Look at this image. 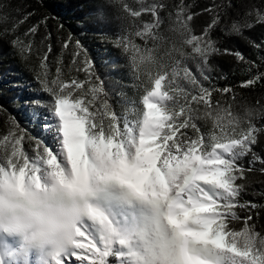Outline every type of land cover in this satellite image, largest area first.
<instances>
[{"label": "snow or ice", "instance_id": "6c2138e0", "mask_svg": "<svg viewBox=\"0 0 264 264\" xmlns=\"http://www.w3.org/2000/svg\"><path fill=\"white\" fill-rule=\"evenodd\" d=\"M85 7L90 11L78 17L81 33L95 30L106 38L116 32L111 43L137 79L147 78L142 107L131 110V119L129 110L118 112L110 103L94 61L100 54L68 31L59 13L48 12L45 0L24 17L27 43L19 35L10 39L7 30L0 33L38 85H12L19 91L8 103L17 115L0 104L8 129L0 178L23 192L27 183L50 174L79 196L83 222L75 242L43 256L44 264H264V234L249 224L252 215L242 229L230 226L240 220L238 210H264V204L241 202L253 182L250 174H264V159L254 150L264 128L253 122V109L240 115L215 100L214 93H232L233 86L219 88L206 74L217 68L218 55L245 61L223 47L230 40L260 47L247 34L253 9L213 0L203 10L207 26L195 34L199 13L190 5L176 6L174 17L169 11L167 24L161 13L170 5L162 0L136 6L84 0L75 11ZM14 11L11 2L0 4V21ZM143 13L151 22H142ZM38 36L44 51L36 65L28 53ZM261 80L264 72L242 86ZM26 251L21 246L11 255Z\"/></svg>", "mask_w": 264, "mask_h": 264}, {"label": "trees", "instance_id": "16d2710c", "mask_svg": "<svg viewBox=\"0 0 264 264\" xmlns=\"http://www.w3.org/2000/svg\"><path fill=\"white\" fill-rule=\"evenodd\" d=\"M7 2H11L17 11L12 12L6 23L0 21V33L7 30L10 39H14L16 35L24 39V34L30 27L28 20H25L24 17L29 11L35 10L37 0H0V4ZM82 2L84 0H45V9L54 15L59 13L65 28L74 35L79 36L82 41L86 40L100 54L99 58L94 55L97 69L103 73H107L106 79L109 80L113 87H117V91L119 92L112 104L118 112H123L126 109L129 110V119H131V110L142 107V98L145 94L144 87L147 83V78L142 77L141 79H137L129 66L128 59L122 56L120 51L111 43V40L118 38L116 32H107L106 38L95 30L81 33L78 17L84 16L90 11L87 7L80 11H75L76 6ZM128 2L136 6L139 0H128ZM146 2L152 3L156 2V0H146ZM162 2L170 5L168 10L161 13L166 19V24L168 12L171 11L174 17L178 11L176 6L190 5L189 11L199 13L198 16L193 17L195 34H201L200 30L207 26L210 17L203 10L213 4V0H162ZM215 2L219 3L220 0H215ZM232 3L240 8L241 11L253 9V16L249 18L253 22V27L247 34L260 47L257 48L249 45L239 39H232L223 45V47L227 48L231 53L239 51L245 56V61H239L238 58L230 54L218 55L213 59V63L217 65V68L206 74L210 76L212 83L216 84L219 88L233 86L232 93H214L215 100H219L225 106L231 105L233 112L240 115H243L247 108L253 109L255 112L253 122L258 128H264V80L258 81L257 84L249 87L242 86L244 81L264 72V62L261 60V58H264V21L259 20V17L264 15V12H261V9L264 8V0H232ZM41 11H44V9H41ZM141 20L144 23L151 22L150 14L143 13ZM13 29H15V32H13ZM24 42L27 43L28 40L24 39ZM43 51L44 49L40 44L38 36L33 41V51L28 53L33 64L39 65L40 56L43 54ZM49 59H53L52 54H49ZM249 63L251 64L250 71ZM1 69H3L2 73H7V78L6 80H0V104H4L10 111H13L14 108L9 105V97L5 91V87L8 86H4V84L9 85L11 89L10 94L13 96L19 91L12 87L13 84L20 82L35 88L38 86L37 81L34 79L33 73L28 71L21 62L15 49L2 38H0ZM52 71H54V66ZM233 94H235V98H233ZM40 95L46 96L47 94L40 93ZM7 131L5 115L0 113V154L3 152L2 137L7 134ZM254 150L258 153L260 159H264V135L260 137V142L254 146ZM250 159V156L244 158L243 162L245 166H247ZM256 167H260L259 162H257ZM250 176L253 182L243 194L241 202L247 201L249 204H264V174L257 172L250 174ZM238 214L240 220L233 222L230 226H234L236 230L242 229L245 218L251 214L252 220L249 221V224H255V230L264 234V210H261L259 215L256 214L255 210L251 213L246 210H238ZM19 248H13L12 246L4 251L2 250V245H0V254L4 257V264H21V261L23 263L26 261V257L29 254L28 250L20 252L15 256L11 255L13 249ZM32 255L31 264H44L43 255L38 256V251Z\"/></svg>", "mask_w": 264, "mask_h": 264}, {"label": "clouds", "instance_id": "9594fccd", "mask_svg": "<svg viewBox=\"0 0 264 264\" xmlns=\"http://www.w3.org/2000/svg\"><path fill=\"white\" fill-rule=\"evenodd\" d=\"M82 222L79 196L50 174L27 183L23 192L0 178V242L47 256L74 243ZM31 260L30 255L29 264Z\"/></svg>", "mask_w": 264, "mask_h": 264}, {"label": "rangeland", "instance_id": "374dc122", "mask_svg": "<svg viewBox=\"0 0 264 264\" xmlns=\"http://www.w3.org/2000/svg\"><path fill=\"white\" fill-rule=\"evenodd\" d=\"M102 57V56H101ZM103 58V57H102ZM95 61V60H94ZM96 62V61H95ZM106 65V64H105ZM2 71H3V69H1L0 70V80L1 79H3V80H6V78H7V73H2ZM97 71H98V73L102 76V78H104L105 79V81H106V84L108 85V87H109V89H110V91H111V100H110V103H112L113 102V100L115 99V96L116 95H118V89H117V87L115 88V87H113L112 86V84L109 82V80L108 79H106V74L107 73H103L102 71H100V70H98L97 69ZM107 71V70H106ZM108 72V71H107ZM4 86H8V87H5L6 89H5V91H6V93H7V95H8V100H10V98L12 97V95L10 94L11 93V89L9 88V85H5L4 84ZM10 111V110H9ZM10 112H12V114L13 115H16L17 114V112H19V109H13V111H10ZM16 113V114H15ZM17 119L22 123V125L23 124H25L26 123V121L24 120V116H23V114H21V115H19V117H17ZM30 131H32V129L30 128L29 129ZM33 135H35V132L33 131ZM0 245H2V250H4V251H6V250H8L10 247H12L13 245H10V244H7V243H5V242H0ZM21 247V246H20ZM13 248H16L15 246H13ZM1 250V249H0ZM28 253H29V251H28ZM33 253H29L28 254V256L26 257V261L23 263V264H25V263H28L29 264V256L31 255V257H33V255H32ZM42 254L41 253H39V251H38V256H41Z\"/></svg>", "mask_w": 264, "mask_h": 264}]
</instances>
